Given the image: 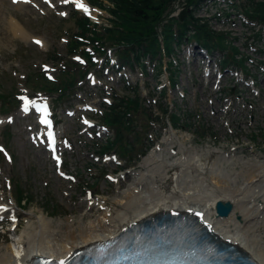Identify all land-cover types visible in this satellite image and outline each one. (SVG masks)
I'll list each match as a JSON object with an SVG mask.
<instances>
[{"label": "rangeland", "instance_id": "obj_1", "mask_svg": "<svg viewBox=\"0 0 264 264\" xmlns=\"http://www.w3.org/2000/svg\"><path fill=\"white\" fill-rule=\"evenodd\" d=\"M236 1L239 3L208 1L197 17L209 19L213 31L228 34L231 46L238 48L243 58H250L244 72L234 65L222 70L221 54L207 55L182 47L174 57L179 69L177 87L173 88L170 73L165 71L157 76L153 65L148 66L147 73L140 67L119 73L112 66L101 69L103 59L98 58L99 72L90 75L91 85L73 99L71 104L75 107L55 108L53 99L35 95L26 79L34 69L54 76L55 64L48 56L55 52L67 57L69 35L75 28L71 16L74 11L86 14L72 2L62 0H22V5L14 0H0V254H15L24 231L36 223L34 217L41 213L55 224L78 226L104 218L107 209L113 210L124 202L125 192L134 180L133 173L139 172L142 161L131 168L127 159L119 162L113 152L101 157L97 145L111 133L96 127L95 115L99 116L104 98L109 102L112 93L125 94L128 83L138 85L142 96L152 103H148V108L161 116L148 129L147 137L156 143L154 147L170 154L168 161L174 162L190 149L197 160L204 155L200 159L205 166L219 168L222 162L220 165L226 164V170H233L237 177L244 171L243 162L264 161V64L260 63L264 59L260 53L264 49V30L243 15L242 5L246 1ZM104 4L111 5L108 0ZM88 5L97 13L91 18L100 25H108L109 13ZM214 15L221 19H213ZM12 18L27 34L26 39L13 34L9 24ZM228 53L233 52L230 49ZM170 59L166 57L163 69H167ZM165 87L167 95L162 98L161 90ZM16 95L22 99L21 105L14 103ZM37 103L51 106L58 138L55 146L48 144L46 130L39 125L38 114L32 109ZM162 109L168 112L163 115ZM172 115L181 118L180 128L171 126ZM188 115L191 128L186 126ZM199 126L202 129L197 131ZM56 154L65 166L56 162ZM223 158L236 165L224 163ZM171 171L167 193L175 188L180 168ZM213 172L214 168L207 172V181L218 187L211 179L215 177ZM127 173L130 174L125 181ZM224 174L219 177L229 192L235 184Z\"/></svg>", "mask_w": 264, "mask_h": 264}, {"label": "trees", "instance_id": "obj_2", "mask_svg": "<svg viewBox=\"0 0 264 264\" xmlns=\"http://www.w3.org/2000/svg\"><path fill=\"white\" fill-rule=\"evenodd\" d=\"M104 1L88 0L109 13L108 26L93 23L88 17L73 12L71 19L75 28L69 35L67 57L63 58L55 52L48 56V60L55 64L54 77L50 78L46 72L36 69L27 76V85L35 94L51 97L56 108L75 107L71 102L89 84L88 76L97 67L96 58H105V66L110 64L109 50H113L118 58V71L141 67L147 72L146 63L149 62L159 76L165 72V57L176 55L185 39L189 38L210 53L226 54L231 49L233 53L228 54L224 64L240 62L239 66H244L246 58L238 61L239 50L231 46L228 34L216 33L207 18L197 17L203 0H108L111 3L109 6ZM245 1L244 13L264 24V0ZM77 56L84 58V62L75 61L73 58ZM166 71L170 73L171 87L175 88L178 67L171 59ZM17 95L13 100L20 105ZM166 95L167 89H163L161 97ZM148 103L142 97L139 86L130 83L126 85L125 95L115 92L111 103L103 102L98 116L99 125L113 135L97 145L100 156L113 152L119 158L127 159L130 162L128 166H135L148 153L155 145L147 137L148 129L161 120V116L153 114L148 108ZM162 111L164 115L168 109ZM186 120V126L191 128L189 115ZM171 125L175 129L180 128L181 118L172 115ZM199 129H202L201 126L197 131ZM21 199L22 196L19 197Z\"/></svg>", "mask_w": 264, "mask_h": 264}, {"label": "bare ground", "instance_id": "obj_3", "mask_svg": "<svg viewBox=\"0 0 264 264\" xmlns=\"http://www.w3.org/2000/svg\"><path fill=\"white\" fill-rule=\"evenodd\" d=\"M68 2L76 6L77 0ZM79 2L89 12L77 8L79 11L93 18L96 16L97 13L85 1ZM15 3L22 5L23 2L15 0ZM9 24L15 36L23 39L28 37L15 18ZM195 156L197 155H193L188 149L183 156L171 162L168 161L170 154L158 146L154 147L143 158L139 172L133 173L134 180L130 181L123 197L124 202L120 206L113 210L107 209L108 212L104 213L102 219L78 226L71 223L55 224L41 213L34 217L36 223L24 231L21 246L15 250L16 253L0 254V264H21L22 261L28 263L46 256L52 260L73 257L88 245L110 241L143 222L155 221L168 215L194 216L200 222H197L200 227L208 230L222 243L261 264V261L264 262V161L258 164L243 162L244 171L237 177L233 170H226V164L220 165L221 162L219 168L216 167L218 165L205 166L200 159L204 155H200L198 160ZM223 160L230 166L236 165L225 158ZM176 167L180 168V173H177L175 188L167 193L169 173ZM212 168L215 169L212 173L215 177L211 179L217 182L218 187L207 181V172ZM217 170L220 171L219 174L226 173V177L232 178L234 189H229L228 192L223 188L224 181ZM129 174L124 177L125 181H128ZM253 196L257 198L253 200ZM218 201L233 204V211L228 218L221 219L217 216L215 207ZM90 211L94 212L95 209L91 207ZM21 255H24L23 260H16L15 256Z\"/></svg>", "mask_w": 264, "mask_h": 264}, {"label": "water", "instance_id": "obj_4", "mask_svg": "<svg viewBox=\"0 0 264 264\" xmlns=\"http://www.w3.org/2000/svg\"><path fill=\"white\" fill-rule=\"evenodd\" d=\"M216 213L221 219L228 218L233 211V204L231 202L218 201L216 203Z\"/></svg>", "mask_w": 264, "mask_h": 264}, {"label": "snow or ice", "instance_id": "obj_5", "mask_svg": "<svg viewBox=\"0 0 264 264\" xmlns=\"http://www.w3.org/2000/svg\"><path fill=\"white\" fill-rule=\"evenodd\" d=\"M14 2H15V0H14ZM65 2H68V0H65ZM76 7L83 9L86 13L89 12V9L82 2H79V0H77V2H76ZM25 111H27V108H25ZM44 122L46 123L47 121H44Z\"/></svg>", "mask_w": 264, "mask_h": 264}]
</instances>
